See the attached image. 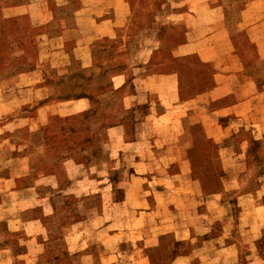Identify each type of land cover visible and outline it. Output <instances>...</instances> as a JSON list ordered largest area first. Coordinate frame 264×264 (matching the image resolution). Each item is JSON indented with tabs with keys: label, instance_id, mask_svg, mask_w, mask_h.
I'll return each mask as SVG.
<instances>
[{
	"label": "rangeland",
	"instance_id": "374dc122",
	"mask_svg": "<svg viewBox=\"0 0 264 264\" xmlns=\"http://www.w3.org/2000/svg\"><path fill=\"white\" fill-rule=\"evenodd\" d=\"M160 1L140 0L116 37L107 38L110 47L125 44L124 66L139 45L151 46L152 35L138 29L152 24ZM19 2L0 0V264H264V239L242 237L233 254L212 257L223 242L196 238L194 197L176 191V165L158 159L176 146H153L150 161L132 162V153L144 154L140 145L120 146L117 164L99 158L116 149L106 144L111 116L95 99L90 110L71 111L92 82L84 84L87 75L68 52L92 24L71 31L66 14L80 2ZM193 134L188 155L193 176L206 175L202 188L231 184L230 196L254 188V174L264 171V141L248 145L245 175L229 178L204 132ZM113 230L120 234L106 239ZM252 245L260 258L244 255Z\"/></svg>",
	"mask_w": 264,
	"mask_h": 264
},
{
	"label": "crops",
	"instance_id": "0c3cea01",
	"mask_svg": "<svg viewBox=\"0 0 264 264\" xmlns=\"http://www.w3.org/2000/svg\"><path fill=\"white\" fill-rule=\"evenodd\" d=\"M37 1L42 0H20L19 6ZM73 1L80 5L66 15L74 29H64L92 26L86 40L68 53L86 73L84 84L92 86L72 101L71 111H88L95 99L99 110L105 107L111 116L106 144L116 149L99 158L116 163L120 146L140 145L144 154L132 153V162L150 161L156 158L153 146H176L172 152L157 153L158 159L176 165L172 185L194 197L196 238L223 242L218 251L211 247L210 255L233 254L234 242L242 237L263 240L264 171L254 174L256 184L250 190L230 196L235 186L223 184L206 191L202 188L206 175L193 176L188 150L194 131L204 132L221 173L235 178L245 175L250 142L264 141V0H161L152 24L138 29L152 35L151 46L139 45L127 66L125 44L110 47L106 41L136 13L133 6L140 0H52L56 7ZM143 130L153 135H144ZM118 234L113 230L104 236L112 240ZM261 251L252 245L244 255L260 258Z\"/></svg>",
	"mask_w": 264,
	"mask_h": 264
}]
</instances>
